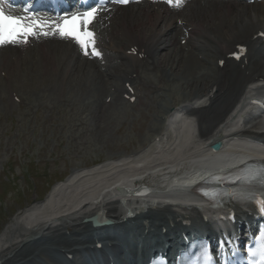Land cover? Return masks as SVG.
Returning a JSON list of instances; mask_svg holds the SVG:
<instances>
[{"label":"bare ground","instance_id":"6f19581e","mask_svg":"<svg viewBox=\"0 0 264 264\" xmlns=\"http://www.w3.org/2000/svg\"><path fill=\"white\" fill-rule=\"evenodd\" d=\"M222 6H227L232 16L225 17L217 10L216 12H209L211 7L205 8V6L195 3L191 8V17L186 19L189 23L188 27H192L189 32L191 35L189 44L196 47L198 55L204 53L201 61L194 53L184 51L182 46L178 47L176 45V38L182 31L177 23L178 20L160 28L155 27L159 20H168L171 13L176 12L166 7H160L156 10L148 6L132 9L128 13L115 11L110 19L118 21L124 18L121 29L111 32L108 26L104 28L105 35L108 38V41L105 42V50L109 52L108 59L109 56L111 58L115 54L123 62L118 67L111 65L107 75L97 65H91L92 62H72L65 51L66 48L69 51L70 46L57 39H54L57 44L49 47L51 51L40 52L38 57H36V54L33 55V58L40 59L36 61L35 66L29 64L30 60L25 59V57H19L15 64L11 60L0 59L1 70L6 69L8 71L4 77L0 75V106L6 105V108L17 106L18 104L10 100V95L14 96L13 92H17V90L21 92L19 90L21 85L31 87L32 91L42 89L55 92L59 88L58 92H60L61 99L64 98L66 92L71 99L72 94L69 93V90L71 89L73 93L77 92L74 86L75 79L82 81L81 77H87L92 79L94 84L91 87L86 86L84 90L90 92L94 90L91 94V97H93L91 103L96 107L95 110H101L100 113H102L106 105L105 102L100 103V94L105 91L108 93L107 96L113 97V103L110 106H114L115 100L118 101V104L123 105V94L126 92L124 84L129 81L136 82V86H141V90L137 92V95L141 97L143 105H147L148 102H157V100L164 101L170 97L173 101H180L174 94L176 88H181L185 93L188 91V96L185 97L188 99L200 93H214L215 97L210 98L208 106L190 109V112L197 115L200 135L202 138L210 136L221 141L229 139L235 134L240 135V133L229 136L222 135L221 130H218V128L232 110L234 103L237 101L236 99L244 95L246 83L254 81L257 77L264 78V51L259 49L257 51L258 55L255 56L256 60L251 57L245 70L240 68V64L232 62H227V65L221 69L218 66V61L232 52L236 44L251 41L254 34L264 27V4L263 2H255L251 6L241 1L239 3L222 4ZM258 42H260V39L255 40L254 46ZM135 45L140 48V51L143 48L145 49L146 58L140 59L138 56L127 54V50ZM61 46H64L62 48L64 50H61ZM70 53L71 57L74 58L72 51ZM3 58L6 59L8 56L4 55ZM84 63L87 66V68L85 67L86 70L81 69ZM10 64L14 65L17 73L9 67ZM207 67L210 69L206 72L207 76L199 78L200 70ZM21 68L23 74L20 71ZM142 68L149 69L155 74L164 72L171 83L170 80H168V83L150 80L143 74ZM80 71L83 72L80 73ZM76 73L77 76L73 78ZM36 75L40 78V81L35 82ZM122 81L124 84H122ZM113 86L115 87L114 91L110 89ZM153 91L155 94L151 96ZM22 95L20 104L24 103L25 100H30L23 93ZM148 95H150V99L146 100ZM29 102L31 103V100ZM168 104L167 101L166 105ZM48 105H51V103H48ZM227 108L228 112L223 113ZM162 111L159 108L156 109L154 112L156 118L150 126V129L155 133V137L162 134L161 128L157 126ZM100 118L98 113L96 119L100 121ZM88 122L85 123L89 124ZM256 122L260 123L261 120ZM141 126L143 127V124ZM263 138L264 134L259 135L260 140ZM189 153L190 151H185L181 155L182 157L176 160V164L196 161V158L200 159L201 157L207 159V156L212 155L209 153V148L197 154ZM134 162L137 161L135 159L129 161V163ZM168 162L166 161L165 164ZM161 165L162 163L158 161L154 170ZM153 166L150 164V167H148L151 169ZM126 175L127 171H123V175H118V177ZM73 181V179H70L66 184H60L54 188L41 206L45 205L44 202L53 201L55 195L61 196V190L71 186ZM160 182L158 178L155 183L157 188ZM118 191L122 194L126 189L120 187ZM98 192L99 190H95L91 194H77L75 198L70 195L68 198L69 203H62L61 205L55 202L48 208L49 211L45 212V215L41 214L42 216L36 217L28 224L23 223L13 228L11 226V229L1 238L0 264H65L61 259L65 260L67 253L74 254L73 261L75 264H80L79 261L83 258L80 248H86L87 250L95 248L100 242L104 246L112 244L116 248V250L112 249L109 254L120 264L118 260L120 257H124V251L118 255L121 243L117 236L112 235L107 227L94 228L92 222L86 221V218L98 215V218L104 220L101 216L106 213V217L112 220L114 226H116L123 225L124 218L128 216L129 221H138L135 228L137 234L149 237L151 232H159L161 236L173 237V234L178 236L180 233V228L175 229V227L182 225L181 217L188 214L202 221V214L205 211L199 205L178 209L167 205L153 209L152 203H139L140 206H136L134 212L130 213L127 205L124 207L121 204L120 198H114L116 192L106 193L98 201L86 200V197L94 196ZM82 201L83 203H80ZM22 215L24 214H19V218ZM30 217L27 216L26 219L29 220ZM133 217L134 219L131 220ZM14 224H17V222ZM164 230L166 232L163 233ZM33 237L36 238L32 239ZM122 248H128L134 254L138 246L135 247L128 243ZM52 250L58 251L60 255L52 256ZM106 254L107 252L103 249L101 255L104 257Z\"/></svg>","mask_w":264,"mask_h":264},{"label":"rangeland","instance_id":"374dc122","mask_svg":"<svg viewBox=\"0 0 264 264\" xmlns=\"http://www.w3.org/2000/svg\"><path fill=\"white\" fill-rule=\"evenodd\" d=\"M123 20L124 18L113 20L114 26L108 25L112 27L111 32L121 29ZM34 52L31 53L37 55ZM13 55L15 54L11 57L14 61ZM31 61L29 64L35 66L36 61ZM12 68L17 73L14 66ZM20 71L23 74L22 68ZM37 81L40 78L36 75L35 82ZM78 81H74L77 92L70 91L73 100L69 104L58 103L55 99L52 102L55 96L47 91H32L31 87L21 85L22 93L33 99L35 105L39 104L37 110L27 114L28 105L23 104L6 113L3 106H0V242L9 229L25 223L18 222L20 218L17 215L41 199L44 200L47 191L51 190L50 184H54L56 180L54 185L60 180L66 181L74 169L84 168L98 161L106 163L110 158L120 159L126 154H142L153 150L147 141L151 135L148 133V126H141L151 119L150 109L129 105L122 108L118 105V108L106 107L100 113L101 110H95L96 107L91 103L94 90H84L86 78ZM176 89L180 99L190 101L191 98H185L188 91L185 93L181 88ZM105 93L100 94V103L103 99L105 101ZM198 96L204 97L205 94ZM44 102L55 104L53 112L44 107ZM98 113L100 121L96 119ZM81 118H90L88 121H93L94 128L93 125L88 129L83 128ZM155 166L151 169H155ZM14 219L17 224L13 223Z\"/></svg>","mask_w":264,"mask_h":264},{"label":"snow or ice","instance_id":"6c2138e0","mask_svg":"<svg viewBox=\"0 0 264 264\" xmlns=\"http://www.w3.org/2000/svg\"><path fill=\"white\" fill-rule=\"evenodd\" d=\"M120 4H127L128 0H117ZM173 7L183 6V0H168ZM8 0H0V46L5 44H15L17 42L26 43V37L37 36L43 34L49 35L51 29H55V33L63 38L72 39L80 47L85 55H94L100 57L102 53L96 47L95 33L90 30L97 9L93 8L85 13H76L71 17L65 18L59 22L40 20L34 14L29 16L28 8L23 9V15L13 13L6 8ZM48 29L49 31H45ZM214 198V197H212ZM262 211H264V198L260 201ZM229 241H223L222 244L227 245ZM202 250L200 258L204 264H214L215 257L212 256L207 246H201ZM249 264H264V231L260 235V243L256 249L249 250Z\"/></svg>","mask_w":264,"mask_h":264}]
</instances>
